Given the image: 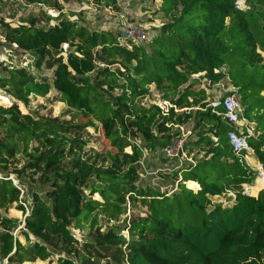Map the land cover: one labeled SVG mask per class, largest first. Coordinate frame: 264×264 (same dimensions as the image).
<instances>
[{
    "label": "trees",
    "instance_id": "trees-1",
    "mask_svg": "<svg viewBox=\"0 0 264 264\" xmlns=\"http://www.w3.org/2000/svg\"><path fill=\"white\" fill-rule=\"evenodd\" d=\"M235 1L163 0V10L170 21L149 41L151 51L136 45L133 49L126 48L109 32L91 30L88 25L61 15L55 24L47 27L38 26L34 18L29 25L5 23L6 40L26 50L34 58L37 70L44 64L50 67L52 63L48 61L53 57L56 66L52 82L39 80L25 66L0 70L6 94L16 100L12 107L0 105V115L9 123L4 127L8 142L0 140L1 169H7L8 156L14 154L13 149L19 150L14 141L16 134L50 143L52 150L46 157L47 168H57L67 158L68 139L58 132L60 129L69 131V128L57 126L54 119L22 115L16 105L18 101L28 104L32 94L45 96L55 89L71 108L90 116L95 113L93 90L107 85L109 91L121 87L122 92L111 94L110 100L103 101L104 117H98L106 137L119 150V155H110L112 166L97 171V182L92 183L91 194L99 193L105 202L86 197L82 188L84 168L58 170L45 197L38 191L32 193L30 213L21 227L17 218L1 212L19 201L21 190L10 178H0V228H3L0 255L3 258L17 264L47 260L52 255L49 245L56 237L70 244V255L75 240L71 220L83 224V219H87L97 205L108 206L111 216L116 217L125 209L123 192L129 191L135 195L134 200L141 197L148 207L146 215L133 219L130 225L132 239L126 242L129 264H264V188L257 196H253L256 190H251V195L242 192L244 183H254L257 171L233 152L227 135L230 125L213 111L214 107L207 106L209 102H201L205 98L204 90L202 97L195 96L190 101L188 96L194 91L186 86L184 93L174 101L180 106L201 103L205 108L197 110L196 115L198 123L206 122L210 126L199 140L211 144L206 158L181 168L182 179L179 178L177 192H160L152 186L137 189L133 184L130 188L139 174L137 162L142 152L137 144L130 142L128 134H140L151 148L166 147L178 135L169 132L160 137L154 130L156 126L160 132L170 131L166 123L175 118L173 108L164 116L157 105L147 108L136 104L135 98L148 95L153 83L176 93L189 82L191 75L201 72H206L212 82L228 75L237 87L245 106V117L258 124L259 134L250 137L249 144L264 168V64L256 52L250 28L254 9L239 10ZM253 2L255 9H264V0ZM64 44L69 47L66 58L61 54ZM98 46H102L109 59L121 60L125 70L98 69L90 52ZM223 67L226 68L224 73ZM95 71L91 80L89 74ZM119 77L124 82L118 83ZM164 97H170L167 91ZM2 98L9 101L6 96ZM215 109L222 111L221 107ZM90 125H94L92 120L83 126ZM212 136L217 137L218 142H213ZM128 145L133 147L132 155L124 152ZM124 165L126 168H121ZM76 166L80 167V163L76 162ZM227 189L236 191L235 203L232 206L216 203L210 208L211 197L221 196ZM23 205L17 208L24 211ZM101 210L108 213L104 208ZM93 218L96 220L97 216ZM16 229L25 236L26 244L14 234ZM103 239L110 243L121 241L114 235ZM69 255L60 256L57 264H77Z\"/></svg>",
    "mask_w": 264,
    "mask_h": 264
},
{
    "label": "rangeland",
    "instance_id": "rangeland-1",
    "mask_svg": "<svg viewBox=\"0 0 264 264\" xmlns=\"http://www.w3.org/2000/svg\"><path fill=\"white\" fill-rule=\"evenodd\" d=\"M249 1L255 6L253 0ZM162 4L163 0H0V70H4V68L9 69L13 66H25L39 80L47 79L52 82L54 76L53 69L56 66L54 65L56 58L53 57L48 61V63H52L50 67L44 64L40 70H37L34 58L26 50L15 44H10L6 40L4 32L5 23L13 26L18 24L29 25L30 20L34 18L37 20L38 26L47 27L48 25L55 24L58 16L61 15L66 19L88 25L91 30L109 32V34H112L118 40L121 46L133 49L136 45L146 47L148 51H151V42L137 44L124 39L123 33L128 26L133 25L155 30L156 35H158L160 27L170 21V16L163 10ZM253 9L254 14L250 17V28L255 40L256 52L264 64V9ZM259 9L260 11H258ZM48 18H50L49 22L47 21ZM66 46V49L63 46L64 51L61 53L65 58L69 49L68 44ZM90 52L96 61L98 69L109 67L111 71H117L118 68L125 70L122 61L109 59L103 51L102 46L91 49ZM56 57H59V55ZM254 60H257V58L254 57ZM95 75L96 71L89 74L91 80L94 79ZM207 80L210 79L206 76L205 72L193 74L190 76L189 82L180 86L176 93H173L171 89H161L156 86V83H153L150 85V93L146 95V98L137 97L135 98V103L150 108L161 98H167L164 97L167 91L170 96L168 99L176 104L174 100L184 93L186 86H189L194 91L193 95L188 96L190 101L197 94L200 96L203 93L202 90H208L207 96L212 101L211 98L215 95L214 86L206 89L205 85H208ZM122 82L124 80L119 77L118 83ZM3 85L4 83L0 80V105L12 107L15 105L16 100L6 94ZM121 92V87H116L113 91H109L107 85L93 90L91 97L95 113L90 116H84L82 113H78L71 108L63 101L61 94L55 89H52L45 96L32 94L28 104L18 101L16 105L22 115L35 119L40 117L54 119L57 126L69 128V131L60 129L58 132L59 136H65L68 139L66 143L67 158L57 168H47L46 157L52 150L50 143L45 139L39 142L35 139H25L24 136L16 134L14 141L18 143L17 148L19 150L13 149L14 154L8 156V167L7 169L0 168V178H10L13 184L20 188L21 194L19 201L15 202L12 207L1 210L3 215L17 218L23 225L27 215V212H25L26 208L23 211L17 207L22 202H26L30 208L33 202L32 193L34 191L40 192L45 197L47 190L50 189L51 181L56 176V172L63 169L77 171L81 167L84 168L86 173L82 182V188L86 197H92L93 199L102 201V203L105 202L99 193L91 194L92 183L97 182V171H103L112 166L110 155H119V150L106 137L105 128L98 117H104V110H102L103 101L110 100L111 94L119 95ZM100 94H103V96H100ZM2 96L8 97L9 101H5ZM96 96L98 97L97 99L95 98ZM197 110L198 108L189 106L187 103L182 106L178 105V111H175L174 120L166 123L170 131L163 133L156 126L154 127V130H156L160 137L169 132L178 133V135L183 133L187 136L188 140L183 152H180L179 156H169L165 152V147L162 146L149 147L140 134L134 135L133 132L128 134L130 142L137 144L142 152L137 162L139 174L130 183V188L133 184V187L137 189H145L148 186H152L160 192L167 191L173 193L179 191L178 183L179 178L182 176V172H180L181 168L206 158L208 155L207 151L211 146L208 142L199 141L200 135L205 134L210 126L206 122L198 123ZM179 117H181V120ZM90 120L94 122V125L83 126ZM8 124L6 117L0 115V140L5 142L9 140V136L4 129ZM207 135L211 136L209 133ZM176 137H174L172 142ZM211 138L213 142H218V139H215V137L212 136ZM197 150H203L204 152L201 153V151ZM124 152L132 155L134 153L133 147L130 145L126 146ZM191 153H194V157ZM201 154L202 156H200ZM76 162L80 163V167L76 166ZM121 168H126V165ZM255 181H258L260 184L258 187H252L251 182L247 184L250 191L256 190V194L253 196H257L258 191L264 185V181L261 178L258 179V174H256ZM186 187L191 189L187 183ZM241 189H245L244 184ZM194 190L198 191V189ZM123 195L126 201L124 205L125 209L114 218L111 216L108 206L103 205L104 207H101V205H97L94 211L88 215L87 219L83 217V224H77L75 220H71L70 229L75 240L72 243L73 247L70 255L68 254L70 244L64 242L60 237H56L49 245L52 253L51 257L47 260L37 259L35 263L57 264L60 256L69 255L74 257L77 264H129V249L126 242L132 239L130 225L133 219L146 215L148 207L143 203L141 197L134 200L135 195L132 192L124 191ZM226 197V193L220 197H211L212 205H210V208H213L216 203L223 204V200ZM23 206L25 207V205ZM103 208L108 213H103L101 210ZM94 215L97 216L96 220L93 218ZM18 229L14 231V234L19 237L23 244H26L25 236L19 234ZM2 230L3 228L1 227L0 231ZM107 235H114L116 238H120V243H110L104 240L103 237ZM32 238L34 239V237ZM112 240L115 239L112 238ZM0 264L17 263H9L7 258H3L0 255Z\"/></svg>",
    "mask_w": 264,
    "mask_h": 264
},
{
    "label": "built area",
    "instance_id": "built-area-1",
    "mask_svg": "<svg viewBox=\"0 0 264 264\" xmlns=\"http://www.w3.org/2000/svg\"><path fill=\"white\" fill-rule=\"evenodd\" d=\"M235 7L243 11H250L254 8L249 0H236ZM123 35L124 39L140 44L153 39L156 36V32L149 28L130 25L125 29ZM65 45L67 44H64V48L66 49L67 46L65 47ZM216 71L219 70L216 69ZM222 71L224 73L226 68L223 67ZM224 79H226V81H224ZM207 84V86L205 85L206 89L214 86L215 95L210 103V105L214 107L213 111L222 115L223 119L230 125L227 135L233 148V152L240 157L242 162L246 163L247 155L253 152V149L249 145V138L256 135V127L254 122L248 120L244 115L245 107L241 101V97L238 93L239 91L237 87L231 83L228 75L214 83L207 80ZM228 92H230V95H227ZM144 98H146V96ZM153 105H157L164 116H168L172 108L174 111H178V105L172 103V100L168 98H161ZM216 107H221L222 111L216 110ZM187 140V136L180 133L171 144L165 147V152L169 156H179V153L183 152ZM256 171L258 179H264L263 164H259ZM244 188L245 189H242V192L251 195L247 184H244ZM225 193L227 194V197L223 200V205L232 206L236 201V191L227 189ZM22 203L25 205V212H27L26 214L28 215L30 213V208L25 202Z\"/></svg>",
    "mask_w": 264,
    "mask_h": 264
},
{
    "label": "crops",
    "instance_id": "crops-1",
    "mask_svg": "<svg viewBox=\"0 0 264 264\" xmlns=\"http://www.w3.org/2000/svg\"><path fill=\"white\" fill-rule=\"evenodd\" d=\"M202 73V72H201ZM206 73V72H205ZM206 91V90H205ZM207 93V94H206ZM206 93H205V98L201 101V102H209V104L207 105V106H211L210 105V103H211V100H210V97L209 96H207L208 95V91H206ZM264 94V93H263ZM202 95H203V93L202 94H200V96H199V94H197L196 96L199 98V97H202ZM211 99H213V97L211 98ZM196 107V109L198 108V110L199 109H202V110H205V108H203V107H201V103H199L197 106H195ZM245 107V106H244ZM245 112V111H244ZM249 120V119H248ZM251 122H254V124H255V127H256V135L254 136V137H256L258 134H259V132L257 131V127H258V124H257V122L256 121H254V120H250ZM201 136V135H200ZM199 136V137H200ZM213 137H215V136H213ZM189 139H190V137H189ZM215 139H218L217 137H215ZM253 149V148H252ZM197 151H201V153H203L204 151L203 150H197ZM192 155H193V157H194V153H191ZM200 156H202V154L200 155ZM251 157H254V158H251ZM250 160H249V159ZM247 160H249V162L248 163H246L247 165H249L252 169H257V167H258V165L259 164H262V163H260V161L256 158V156L254 155V150H253V152H251L250 154H248L247 155ZM182 177V176H181ZM180 177V178H181ZM189 181H192V182H196V181H193V180H189ZM196 183H198V182H196ZM255 183V184H254ZM254 183H252V187H258V185H260L259 183H258V181H254ZM199 184V183H198ZM244 184H248V183H244ZM264 187H262V189H263ZM259 192V191H258ZM215 197H220V196H215Z\"/></svg>",
    "mask_w": 264,
    "mask_h": 264
},
{
    "label": "water",
    "instance_id": "water-1",
    "mask_svg": "<svg viewBox=\"0 0 264 264\" xmlns=\"http://www.w3.org/2000/svg\"><path fill=\"white\" fill-rule=\"evenodd\" d=\"M227 95H230V92L227 93ZM24 225V224H23ZM23 225L21 227H23Z\"/></svg>",
    "mask_w": 264,
    "mask_h": 264
},
{
    "label": "bare ground",
    "instance_id": "bare-ground-1",
    "mask_svg": "<svg viewBox=\"0 0 264 264\" xmlns=\"http://www.w3.org/2000/svg\"><path fill=\"white\" fill-rule=\"evenodd\" d=\"M263 181H264V179L263 178H261Z\"/></svg>",
    "mask_w": 264,
    "mask_h": 264
}]
</instances>
